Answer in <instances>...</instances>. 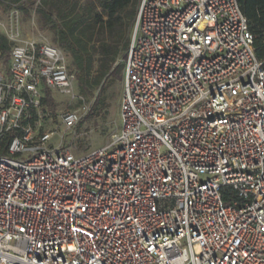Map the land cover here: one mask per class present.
Masks as SVG:
<instances>
[{"label": "built area", "instance_id": "obj_1", "mask_svg": "<svg viewBox=\"0 0 264 264\" xmlns=\"http://www.w3.org/2000/svg\"><path fill=\"white\" fill-rule=\"evenodd\" d=\"M15 13L0 264H264V63L237 0H138L118 129L78 156L34 129L41 89L73 99L74 73L43 35L19 40Z\"/></svg>", "mask_w": 264, "mask_h": 264}, {"label": "trees", "instance_id": "obj_2", "mask_svg": "<svg viewBox=\"0 0 264 264\" xmlns=\"http://www.w3.org/2000/svg\"><path fill=\"white\" fill-rule=\"evenodd\" d=\"M254 36V52L264 63V9H250L248 0H237ZM12 5L39 17V30L50 31L53 45L69 60L80 96L94 98L89 112L77 124L105 119L110 105L105 96L107 87L119 80L114 64L121 50L128 49L138 0H0L5 11ZM127 43V45L125 44ZM8 39L0 33V69L7 70L11 51ZM126 57V56H125ZM43 112L54 113L51 91L41 89ZM36 117H34L35 119ZM223 195L233 196L229 189ZM227 200V199H225Z\"/></svg>", "mask_w": 264, "mask_h": 264}, {"label": "rangeland", "instance_id": "obj_3", "mask_svg": "<svg viewBox=\"0 0 264 264\" xmlns=\"http://www.w3.org/2000/svg\"><path fill=\"white\" fill-rule=\"evenodd\" d=\"M26 1V0H24ZM36 3L39 0H33ZM80 3H85L88 0H78ZM17 15V19L13 20V29L18 28L19 40H26L27 38L36 37L38 34L43 35L46 39L53 44V35L50 31L39 30V17L33 9L23 11L18 9L16 5H12L10 10L5 11L0 7V33L6 38V32L9 34L12 29L11 13ZM8 39V38H7ZM9 41V40H8ZM10 42V41H9ZM11 47L13 43L10 42ZM127 45V43H125ZM126 56V49L120 51L119 56L114 64V68L119 74V80L107 87L105 96L110 105L108 115L105 119L98 118L94 121H86L81 127H76L71 131L64 132L61 124V117L63 114L70 111H78L81 119L87 115L91 106L95 101L98 91H95L94 98H85L80 96L76 90V97L73 99L67 98L51 91V97L55 105L54 113L43 112L41 110L39 115V123L34 125V129L39 132H51L56 136L55 143H59V136H62L61 145L71 149L74 155H82L90 150L103 147L107 145L116 132L119 126V105L122 94V80L124 61ZM68 65H69V60Z\"/></svg>", "mask_w": 264, "mask_h": 264}, {"label": "crops", "instance_id": "obj_4", "mask_svg": "<svg viewBox=\"0 0 264 264\" xmlns=\"http://www.w3.org/2000/svg\"><path fill=\"white\" fill-rule=\"evenodd\" d=\"M250 9H264V0H248Z\"/></svg>", "mask_w": 264, "mask_h": 264}]
</instances>
